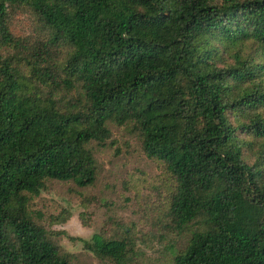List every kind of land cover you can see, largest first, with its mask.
<instances>
[{
  "label": "trees",
  "instance_id": "obj_1",
  "mask_svg": "<svg viewBox=\"0 0 264 264\" xmlns=\"http://www.w3.org/2000/svg\"><path fill=\"white\" fill-rule=\"evenodd\" d=\"M109 124L174 180L190 236L171 264H264V0H0V264H70L29 205L47 181L94 185Z\"/></svg>",
  "mask_w": 264,
  "mask_h": 264
},
{
  "label": "rangeland",
  "instance_id": "obj_2",
  "mask_svg": "<svg viewBox=\"0 0 264 264\" xmlns=\"http://www.w3.org/2000/svg\"><path fill=\"white\" fill-rule=\"evenodd\" d=\"M30 25L19 17V34ZM251 54L253 47L246 45L243 55ZM109 130L103 145L91 144L97 163L94 185L78 188L72 182L47 181L29 205L35 222L69 256L70 264H111L85 251L78 241H89L94 234L129 240L133 252L126 264H171L190 236L189 230L177 231L168 215L174 180L161 162L146 157L130 129L109 124ZM243 159L252 165L256 156L244 147Z\"/></svg>",
  "mask_w": 264,
  "mask_h": 264
}]
</instances>
